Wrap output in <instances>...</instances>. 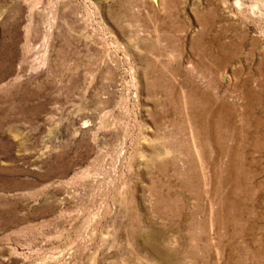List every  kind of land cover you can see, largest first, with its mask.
<instances>
[{
	"label": "rangeland",
	"instance_id": "rangeland-1",
	"mask_svg": "<svg viewBox=\"0 0 264 264\" xmlns=\"http://www.w3.org/2000/svg\"><path fill=\"white\" fill-rule=\"evenodd\" d=\"M0 264H264V0H0Z\"/></svg>",
	"mask_w": 264,
	"mask_h": 264
}]
</instances>
